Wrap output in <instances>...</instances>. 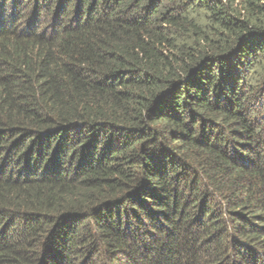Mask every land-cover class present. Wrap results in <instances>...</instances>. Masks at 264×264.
<instances>
[{
    "label": "trees",
    "instance_id": "trees-1",
    "mask_svg": "<svg viewBox=\"0 0 264 264\" xmlns=\"http://www.w3.org/2000/svg\"><path fill=\"white\" fill-rule=\"evenodd\" d=\"M0 264H264V0H0Z\"/></svg>",
    "mask_w": 264,
    "mask_h": 264
}]
</instances>
